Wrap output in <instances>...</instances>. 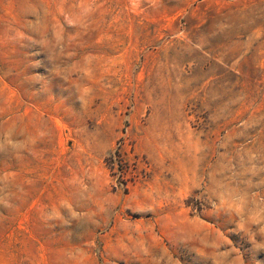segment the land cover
I'll list each match as a JSON object with an SVG mask.
<instances>
[{
    "label": "rangeland",
    "instance_id": "obj_1",
    "mask_svg": "<svg viewBox=\"0 0 264 264\" xmlns=\"http://www.w3.org/2000/svg\"><path fill=\"white\" fill-rule=\"evenodd\" d=\"M0 264H264V0H0Z\"/></svg>",
    "mask_w": 264,
    "mask_h": 264
}]
</instances>
